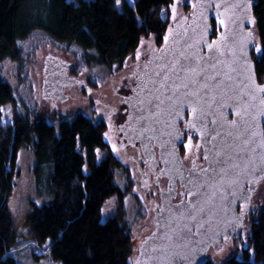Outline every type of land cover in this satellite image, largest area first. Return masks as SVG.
I'll list each match as a JSON object with an SVG mask.
<instances>
[{
    "label": "water",
    "instance_id": "obj_1",
    "mask_svg": "<svg viewBox=\"0 0 264 264\" xmlns=\"http://www.w3.org/2000/svg\"><path fill=\"white\" fill-rule=\"evenodd\" d=\"M253 4L194 0L190 13L173 21L150 50L125 97L123 138L148 149L153 139L166 169L189 171L181 176L186 196L178 202L164 197L132 264H206L210 249L218 252L237 238L251 213V197L264 181V82L253 58ZM71 67L53 53L46 56L44 99L69 98L65 88L82 82L69 74ZM183 121L209 156L201 169L182 162Z\"/></svg>",
    "mask_w": 264,
    "mask_h": 264
},
{
    "label": "trees",
    "instance_id": "obj_2",
    "mask_svg": "<svg viewBox=\"0 0 264 264\" xmlns=\"http://www.w3.org/2000/svg\"><path fill=\"white\" fill-rule=\"evenodd\" d=\"M193 1L187 0L189 12ZM175 2L0 0V65L7 58L20 59V42L43 32L55 42L79 47L86 61L121 67L144 39L155 36L158 44L163 42L172 23L165 13L171 14L167 9ZM253 2L258 35L253 58L264 82V0ZM7 17L10 33L4 29ZM13 101L14 89L0 66V264H23L13 252L20 237L39 246L50 242L51 258L62 264H132L135 252L124 222L125 190L116 179L122 162L109 151L101 158L99 154L108 150L106 123L80 110L62 113L66 117L58 125L45 114L34 119L17 111L11 121H4L3 107ZM23 149L35 155V197L28 200L25 232L18 229L13 210ZM114 194L121 199L119 208L102 220V207ZM248 237L253 257L245 247L242 257L232 255L223 262L210 258L206 264H264V207L253 219Z\"/></svg>",
    "mask_w": 264,
    "mask_h": 264
},
{
    "label": "rangeland",
    "instance_id": "obj_3",
    "mask_svg": "<svg viewBox=\"0 0 264 264\" xmlns=\"http://www.w3.org/2000/svg\"><path fill=\"white\" fill-rule=\"evenodd\" d=\"M119 1L121 2V0ZM133 1L130 0V2ZM186 3L187 0H176L167 9L171 11V14H167L166 11L165 15L170 16L172 22L184 15H188L190 12L186 9ZM4 29L7 33L11 32L9 17L4 22ZM254 30L257 33V30ZM257 38L258 35L256 34ZM155 45H160L156 42L155 36L144 39L138 51L133 56L131 55L121 67L116 65L111 69L96 61H86L87 55L77 46L58 43L43 32H35L29 38L20 42L22 53L20 59L7 58L0 65L2 76L12 85L15 95V101L9 102L3 107V120L11 121L15 111L24 115H31L34 119L45 114L49 117L48 120L50 122H55L57 125L63 117H66L62 113H68L71 110H80V112L93 116L96 119L103 118L106 112L100 111V108L103 106L100 99H105L106 94L113 96L115 88L121 79L125 78L134 69L135 61L137 59L143 60V58L147 57ZM49 53L70 61L72 67L69 74L82 80L88 79L96 88L92 91H83L82 87L78 85L79 83L66 87L65 92L70 98L60 103L56 110L51 103L52 101L44 99L41 95L44 60ZM92 97L93 100H91ZM108 101L111 100L109 99ZM52 115L55 117H50ZM112 136L113 134L110 136L111 139ZM107 151V149L100 151V158L106 155ZM120 156L122 157V165L116 169V179L121 189L125 190V196L122 200L124 202V222L127 230L133 236L135 257L145 236L154 228L153 214L150 212L152 205L140 199L133 188L129 190L128 185H134L135 183L132 178L135 176L139 180L140 176L135 174L131 168H127L125 163L129 164L131 162L127 159L126 155L120 152ZM34 165V151L23 149L20 153L19 161L22 175L18 180V187L13 198V210L18 229L21 231H24L26 228L25 220L29 213L28 200L30 197H35ZM141 196L143 197V195ZM120 201L121 199L117 194L110 196L105 201L102 207V220H106L117 212ZM253 205L254 207L257 206L256 214L253 217L255 219L257 218V212L264 207V181L260 183L256 191ZM251 222L252 220L246 222L242 239H231L218 252L211 249L208 253L209 257L216 262H223L232 255L242 257L245 247L250 249L253 257V249L249 246L248 239ZM49 251L50 242L39 246L28 237H20L13 252L18 255L23 264H62L61 261H54ZM35 255H40L41 257L35 259Z\"/></svg>",
    "mask_w": 264,
    "mask_h": 264
},
{
    "label": "flooded vegetation",
    "instance_id": "obj_4",
    "mask_svg": "<svg viewBox=\"0 0 264 264\" xmlns=\"http://www.w3.org/2000/svg\"><path fill=\"white\" fill-rule=\"evenodd\" d=\"M145 58H143V60L137 59L135 61L134 69L130 71L125 78L123 77L121 79L120 83L115 88L113 96L106 94L105 99H100L103 105L100 108V111L106 112L105 117L100 118V120H103L107 125L106 139L108 143V151L112 155L116 156L121 162L122 157L120 156V152L126 155L127 159L131 162L129 164L124 162L127 168H131L135 174L140 176L139 180L135 178V176L134 178L131 177L135 182L132 188L136 190L140 199H142L145 203L152 205L150 212L153 214L154 218L156 211H159L161 208L164 197L167 198V196L171 194L172 202H178L186 196V187L183 182V177L181 176L188 174L189 171L187 170L186 173L181 174L177 172L178 170L166 169L164 158L160 154V147L158 144H155L153 139L151 140L152 148L148 149L143 147V144L140 141L130 143L127 139L123 138L120 126L124 122L127 115V105L124 100L125 97L132 92V87L136 83V78L138 76V70L141 68ZM78 85L82 87L83 91H92L96 88L90 81H88V79H83ZM69 98L67 100H69ZM108 98L111 101H108ZM91 100H93V97ZM51 101L56 110L59 107V104L63 103L54 102L53 100ZM181 128L185 131L184 141L178 143L182 162L187 168L195 167L196 169H201L206 165V159H204L202 146L196 151L195 146L198 142V135L195 132L187 130L186 121L181 123ZM112 134L113 136L111 139L110 136ZM189 142H191V149L189 147ZM255 194L256 192L250 200V205L252 206L251 213H245L242 230L240 231L239 236L235 239L243 238V231L247 221L249 222L252 220L253 222L254 213L256 212L257 207H254L253 205ZM141 195H143V197ZM240 210L241 209L239 208V211ZM231 239L232 238L228 241Z\"/></svg>",
    "mask_w": 264,
    "mask_h": 264
},
{
    "label": "snow or ice",
    "instance_id": "obj_5",
    "mask_svg": "<svg viewBox=\"0 0 264 264\" xmlns=\"http://www.w3.org/2000/svg\"><path fill=\"white\" fill-rule=\"evenodd\" d=\"M118 2H119V0H118ZM221 23H223V21H221ZM193 111H195V109L193 110ZM234 123V122H233ZM189 147H190V149H191V142H189ZM196 148H199V145L197 144L196 146H195ZM204 159H209V156L206 154L205 156H204ZM205 171H207V170H205Z\"/></svg>",
    "mask_w": 264,
    "mask_h": 264
}]
</instances>
